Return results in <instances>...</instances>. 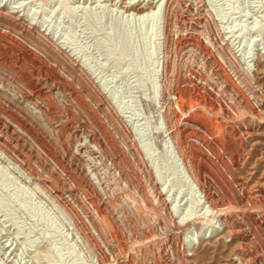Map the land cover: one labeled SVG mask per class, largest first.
<instances>
[{"label": "rangeland", "instance_id": "374dc122", "mask_svg": "<svg viewBox=\"0 0 264 264\" xmlns=\"http://www.w3.org/2000/svg\"><path fill=\"white\" fill-rule=\"evenodd\" d=\"M160 1L143 21L124 13L143 0H0V264H236L246 241L222 235L188 255L178 223L209 206L183 193L192 187L170 156L166 122L174 141L186 139L190 173L210 192L234 193L264 264V0ZM244 191L261 194L253 212L241 210Z\"/></svg>", "mask_w": 264, "mask_h": 264}, {"label": "bare ground", "instance_id": "6f19581e", "mask_svg": "<svg viewBox=\"0 0 264 264\" xmlns=\"http://www.w3.org/2000/svg\"><path fill=\"white\" fill-rule=\"evenodd\" d=\"M143 1L145 2V4L142 5L141 9L136 10L132 5H127V6H125L124 13H127L128 15H131V14L136 15V16L140 17V19H143V21L144 20H150V16H153L159 10V8H162V6H163L160 3L161 2L160 0H143ZM170 1L171 0H168L167 3H169ZM246 1L247 0H243V3H246ZM259 23H260V21H259ZM252 26L253 27L249 29L250 35H252L250 38V41L251 42H255V41L258 42L259 40H261L258 37L262 35V31L260 30V28L258 29L257 26H255V25H252ZM172 27H173V23L171 21V18L166 19V17H164L163 31H167L168 33L172 32L173 31ZM110 35H112V38L115 42L114 45H116V43L118 42V38H119L118 35L114 34V33H110ZM240 61H242V60H240ZM246 64H247V62L244 63V70H246L248 72V74L250 75V77L253 78L254 74H252V72H254L256 70L253 69L252 67L255 66V64L254 65H251V64L246 65ZM164 67H165V65H164ZM166 67L168 68V66H166ZM166 83L168 84L169 81L166 80ZM169 87H168V89H169ZM36 88H38V87H36ZM36 91H37V89H36ZM32 92H33V90H32ZM186 92L187 91H184V93H186ZM165 102H166V99L163 103H165ZM204 102L206 103V101H204ZM163 103H162L161 108L165 107L164 111L166 112L164 114V118H165V120H168V119L171 120V118H174L175 116L172 117L170 115V112L168 111L167 105H164ZM205 103H204V105H205ZM210 104H211V102H209V105ZM8 113L11 115V117H13L12 119L17 123V125L19 127H21L22 129H24L25 131H27L30 134H32V132H34L31 129V125H29L27 120L22 115L19 116V115L15 114L14 112L12 113L11 111ZM166 127L167 128H166V130L163 131L162 136L164 135L165 138H167L168 140H171V143L166 142L169 144L168 150L170 152V156L173 159H176L178 169L180 167L185 172L187 181L190 184L189 188L192 187V189H193L194 187H196L198 189V192L200 193L201 198L204 199L209 206V208H207L205 205H202L203 207L198 212H196V214L194 216H184L183 218L181 217L182 219L178 223L179 227L183 226L185 229V233H184L185 240L184 239L183 240H184V244L186 243V245H187L188 255L194 256L195 255L194 251L198 245L203 244L205 241H209V240H213L215 238H219V236L222 235L225 237H231L232 240L241 239L242 241H246L245 244L241 243L242 254H239L238 256L235 257V261L237 262L236 264H258L259 255H258V252L255 250V244L258 242V236H256L255 231L251 232V234H249L248 232H245V230H244L245 224H243L245 222L240 221L239 220L240 218H238V216L235 214V211H233L232 208L235 207V205H234L235 204L234 193L233 192L213 193V192H210V190L207 189L206 186H203L201 184L202 181L200 182L201 179L199 180V178H197V177L195 178V176L193 174H191L192 171L190 173L189 168H188V164L186 163V161L184 159L185 154H186V145H187L185 137L180 134L179 139L177 141H174L172 139L171 134L174 131L175 125L171 126L166 122ZM194 174H196V173H194ZM77 175H78V178L74 180L75 188L76 187L78 188V186L82 183V178H83V177H81L82 174L80 172ZM59 181H61V180H59ZM56 183H58V182H56ZM89 191H90L89 195L91 196V198L88 197L87 195L86 196L90 200L93 208H96V210H97L96 214L99 217H103L104 216L103 209L102 208L100 209L97 207V202L100 200L99 193L95 190L94 187H92L91 189L89 188ZM85 193H87V192H85ZM238 193L241 195L242 200H243L242 201L243 207L241 208V210L243 212H246V211L253 212L255 210V207L253 206L252 203L256 204L258 198H260L261 194H259V191H255V192L254 191L253 192L252 191H244V192H238ZM220 216L223 217V219H222L223 224L222 225L225 226V228H224L226 230L225 233H223L224 229H223V231H221L222 225L217 226V225L213 224L215 222L214 220H216V219L218 220V218ZM198 224L201 227L200 231H197L195 236L191 235V237L189 238L188 234L192 233V231L195 230V228ZM127 247L128 246L125 244L121 245L118 252H116V255L117 256L119 254L124 255L127 252ZM261 252L264 253L263 247H262ZM106 260L103 259L102 262L100 261L101 264H109ZM159 261H160L159 264H162V261L161 260H159ZM157 262H158V260H157ZM122 264H137V263L135 261L133 262L131 260H126V261L124 260V261H122Z\"/></svg>", "mask_w": 264, "mask_h": 264}, {"label": "built area", "instance_id": "2783aa9c", "mask_svg": "<svg viewBox=\"0 0 264 264\" xmlns=\"http://www.w3.org/2000/svg\"><path fill=\"white\" fill-rule=\"evenodd\" d=\"M218 103L221 105V101L220 100L218 101ZM229 109L230 110L227 109V113H228V117L232 120V122H231L232 125L235 127V129H237V132H238L239 136H242V137L246 138V136H247V133H246L247 132V128L245 127V125L240 124L237 121V118H236L237 113L233 110V108L230 107ZM153 122H154V124H156V125H154L155 128L162 129L165 126L163 120H160V121L158 120L157 121V119H155ZM194 141L196 143H199L209 155H211L213 158L216 159V156L212 154L211 150L206 145H203V143H201L196 138L192 139V142H194ZM178 176H180V175H178ZM180 178H181V176H180ZM181 182H183V181H181ZM184 184L187 187L182 189L183 193L184 194H189V196L193 199V201H196L197 198H199V194H200V193H198V189L196 187H194L193 190H188V185H186V183H184ZM188 191H191V192H188Z\"/></svg>", "mask_w": 264, "mask_h": 264}]
</instances>
